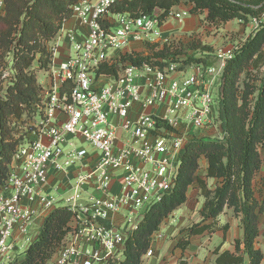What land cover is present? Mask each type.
Masks as SVG:
<instances>
[{
    "label": "built area",
    "instance_id": "built-area-1",
    "mask_svg": "<svg viewBox=\"0 0 264 264\" xmlns=\"http://www.w3.org/2000/svg\"><path fill=\"white\" fill-rule=\"evenodd\" d=\"M133 1L79 0L69 19L77 27L67 30L66 21L54 41L49 80L39 82L32 117L17 121L24 142L0 188V264H16L35 224L42 228L59 208L70 210L73 221L54 264L120 260L128 236L175 186L187 145L228 137L223 75L242 44L264 27V9L247 22L236 20L250 32L217 53L216 63L121 64L123 55L148 56V44H170L166 21L191 15L180 7L165 18L159 9L151 15L114 12ZM64 38L69 51L57 62ZM115 64L116 77L98 74L102 65ZM153 254L151 248L144 258Z\"/></svg>",
    "mask_w": 264,
    "mask_h": 264
},
{
    "label": "trees",
    "instance_id": "trees-1",
    "mask_svg": "<svg viewBox=\"0 0 264 264\" xmlns=\"http://www.w3.org/2000/svg\"><path fill=\"white\" fill-rule=\"evenodd\" d=\"M79 0H4L5 14L0 17V188L9 178L10 165L24 135L17 124L23 117H32L33 106L39 101V75L46 74L53 59L52 45L62 26L72 16V7ZM191 6V14L205 15L211 26L222 27L234 20L247 22L258 17L264 0H135L114 7L116 13L151 15L163 11L165 18L173 8ZM149 55H123L126 62L162 61L210 64L203 59L188 57L185 51L174 50L171 44H148ZM189 47L209 54L214 49L197 40ZM186 56L185 59H181ZM264 27L242 44L235 57L228 62L222 87V107L228 137L224 141H191L182 156L175 186L152 205L138 227L128 236L122 258L100 264H144V256L152 248L155 236L165 222L188 201L193 186L205 199L202 220L186 230L176 248L182 256L179 264H188L184 253L194 237L205 233L229 231V224L219 226L218 219L225 210H232L244 231L236 239L235 251L217 248L215 264H262L264 252L256 247L260 237V216L264 212V198L256 182L264 168ZM119 64L102 65L99 75L116 77ZM9 73V76H6ZM203 162L206 166L203 167ZM208 179L217 180L214 189ZM73 213L59 208L45 220L35 242L16 264H54L64 241L72 231Z\"/></svg>",
    "mask_w": 264,
    "mask_h": 264
},
{
    "label": "crops",
    "instance_id": "crops-1",
    "mask_svg": "<svg viewBox=\"0 0 264 264\" xmlns=\"http://www.w3.org/2000/svg\"><path fill=\"white\" fill-rule=\"evenodd\" d=\"M233 22V21H232ZM67 30H73L77 27L76 21L73 19L68 20L65 23ZM168 25L166 24L164 29L167 30ZM62 42L56 55V61L59 62L67 57L70 43L66 38ZM206 166V162H203V167ZM207 183L211 189H214L217 180L208 179ZM257 190L259 191L258 196H262L260 200L264 198V168L259 174L256 182ZM199 197V210L202 211L204 207L205 199L201 196L200 191L193 186L188 194L187 203L177 210L162 226L161 231L156 235L157 239L152 245L154 251V257L149 258L144 264H179L182 252L176 248L178 241L186 234V231L182 233L185 228L187 219L190 216L193 217L194 212L189 209L190 197ZM228 211L225 210L223 214ZM221 217V218H220ZM218 219L219 226L229 224L230 228L227 234L223 231H217L213 234L205 233L203 235L192 238L191 245L188 250L184 253V258L188 264H215L216 256L214 254L215 249L221 248L222 251H235L234 243L236 239H242L244 236L243 229L239 226V223L234 217L222 220V215ZM186 220V221H185ZM260 237L256 242V247L260 248L264 252L263 243H261V236H264V212L260 216ZM175 239L171 240V237ZM177 236V237H176ZM21 238V237H20ZM169 240V241H168ZM245 264H249L248 260ZM264 264V261L263 263Z\"/></svg>",
    "mask_w": 264,
    "mask_h": 264
},
{
    "label": "rangeland",
    "instance_id": "rangeland-1",
    "mask_svg": "<svg viewBox=\"0 0 264 264\" xmlns=\"http://www.w3.org/2000/svg\"><path fill=\"white\" fill-rule=\"evenodd\" d=\"M177 7L187 8L191 10V6L185 4H182ZM166 24L168 25V28L166 30V36L168 39H170V44L173 46L174 50L178 49L185 51L188 57H193L195 59H203L209 63L211 62L210 64L216 63L218 57L217 53H221L230 49L234 44H237L242 39H244L250 32L248 28H246L243 24L238 23V21L236 20H234L233 22L231 21L226 25H223L222 27H215L211 26L206 22L205 15H195L193 13L189 17L184 19L182 22H178L173 18H170L166 21ZM192 40H197L202 45H208L213 47L214 53L209 54L208 52H203L202 50H192L189 47V42ZM134 48L139 49L138 46H134ZM142 50L143 48L140 51ZM144 51L146 52V54H149V49L146 46L144 47ZM185 58L186 56L181 57V59ZM258 75L264 76V66L259 70ZM45 80L46 83L49 80L48 77H46V74H40L39 82ZM80 142L83 143L84 147H86L88 150H92L87 143L82 141ZM198 198L199 197H197L196 195L193 198L190 197L191 203L190 205L188 204V207L191 212H194V215L193 217L190 216V218L187 219V223L185 225V228L182 230V233L188 230V228L192 225H196L202 220L201 210H199L200 201ZM62 205L63 204H61L60 206ZM230 217H234L232 210L228 209L225 214H222V220L229 219ZM234 219L236 218L234 217ZM41 225L42 222L39 221L35 224L34 229L31 231L28 237V242L26 243V246L23 249H20L19 254L15 255L16 261L18 259H23L26 250L35 242L40 233ZM170 237L171 240L175 239V237ZM261 243H263L262 246H264V236H261ZM154 255L155 254H153L152 257H154ZM147 260L148 259L144 258V261Z\"/></svg>",
    "mask_w": 264,
    "mask_h": 264
}]
</instances>
